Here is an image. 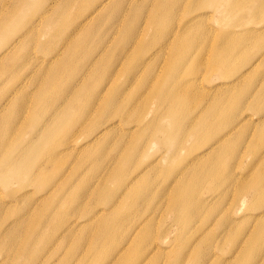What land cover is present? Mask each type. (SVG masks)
Returning <instances> with one entry per match:
<instances>
[{"label":"rangeland","instance_id":"374dc122","mask_svg":"<svg viewBox=\"0 0 264 264\" xmlns=\"http://www.w3.org/2000/svg\"><path fill=\"white\" fill-rule=\"evenodd\" d=\"M25 1L34 4V0H0V18L8 12V9L13 10V6ZM52 1L53 0H45L43 5L47 7ZM57 1L61 2L64 0ZM211 1L210 3L212 5L205 4L204 0H138L137 2L134 0L130 5H128L129 2H125L123 5L121 1H116L115 4L121 3L123 19H113L111 22L106 19L113 11V7L110 5L103 10L102 14L96 16L90 22L92 27L95 28V32H103L105 35L103 45L99 46L100 53L104 52L102 54V56H104L103 59H100L102 62L100 65L105 68L107 63H111V66L113 65L116 70L113 75H109L108 77L95 74V76L87 78L85 81V91L82 92V89L80 90L77 96L79 97L78 99H80V96L84 93L83 97L97 98L98 101L102 102L112 93L113 89L118 90L120 93L127 91L122 98H131V96H134V101L131 103H134L136 109L143 107V105L144 107L148 105L149 113L146 114V116L147 118H152L157 112L161 113L162 110H165L168 105L172 103V100H166V97L164 98V95L160 92L162 87L169 86L174 87L178 94L185 97V102L187 103L185 109H190L188 114L194 117L201 111L210 108V104L212 103L213 94L208 93L207 89L209 90L210 86L205 81V78L211 77L216 83H218L217 81H222V79H219L215 72L212 71L210 66L212 64L220 66L219 68L223 70L224 76H228L224 79L231 80V75H237L242 72V75L235 81L234 87L248 86L251 96L240 99L243 100V110L240 111V114L244 113L243 116H245L240 122V119L238 121H232L231 124L227 125L229 127H227L224 126L225 122L223 123L221 121V123L212 124L211 121L206 125V128L202 130L204 134L203 139L205 140H195L192 139L193 137L191 135H188L185 143L178 146L176 149L174 148L175 145L172 143L167 144L162 140L168 139V136H172L169 134L168 130L177 131L178 124H170L169 121L164 122L165 124L162 128L166 129L167 132L152 124L138 128V133L135 134L133 138L139 139V143L142 144V149H139V152L132 160L129 171L135 169V174L139 168L145 166L147 171L142 173L138 178L137 183L133 187L134 189H137L142 184H148L150 187V182H154L156 187L159 186L160 183L163 182L162 171L167 162L171 160L172 156L175 155L173 164H178L183 160H181V157L184 156L186 151L194 149L198 145H201L199 148L202 147L203 149V144L211 142L213 137H215V133L223 126L222 132L230 127H234L232 130L233 133H231V131L224 136L221 145L219 142L217 143L218 149L198 159L196 164L202 166L212 159H220L222 153L221 148H228L231 149V151H227V157L222 155L221 166H219L217 170L221 175H224L232 171L233 168V171H239L240 174L234 175L233 172H231L233 177L230 175L228 184L216 185L214 180L213 182L206 181L202 186L198 185L196 187V199L198 198V193L200 194V199H202L201 202H197L195 205V216L198 218L193 226V229H196V232L194 231L195 236L200 237L194 246L196 251L200 249L201 252L199 256H197L196 253H190L193 245L191 246L188 241L189 238L187 234H189V229L178 224L177 220L173 218V213L170 212L174 210L170 205L166 206V197L173 195L172 186L168 188L166 184L161 186L163 196L158 200V209L148 217L150 221L143 227V233L147 232L150 237L152 236L150 242L144 247L143 259L135 262L133 261L135 255L128 252L124 255L125 264H197V261L202 257L208 259L205 264H263L264 262V234L261 236L260 246H256V242L252 238L257 232V226L264 224V216L258 221L255 219L256 214L252 210L254 208H259L257 207L258 202L261 200V195L264 194V185L257 188L258 185L255 184L257 178L254 173L256 171L260 172V174L262 172L264 173V155L261 153L259 156V153L262 151V142H264V137H261L262 135L264 136V109L260 108V103H257L256 106L253 104L256 103V101H264V93L260 92V84L264 79V54L262 53L260 58L256 59V56L260 54L256 53L259 46H262V48L264 47V0H261L262 7L253 11L251 7H254V2L256 0H238L241 8L234 12L228 11L226 0ZM138 2L139 4H144L146 9L152 8L156 2H161L166 8L172 10L174 12L173 19H166L164 22L167 26H175L183 23L187 20V17H193L196 10L199 12H207H205L206 16L194 18V23L188 24L180 30L181 34L179 38H188L190 44L188 49L184 50L180 46L178 47L179 38L176 42L173 40L164 42L166 40V35L172 28L160 36L158 43L150 45L158 47L156 49H159V57L152 60L156 61V63L151 62L148 71L143 73L146 83L143 82L142 76H140L142 74L141 72H139L141 73L140 75L137 74L134 78H128L129 75H125L126 70L131 69L129 63L125 64V55L127 57L132 50H134V53L137 50L140 52L143 51L146 47L142 46L144 39L138 40L136 37H133L128 43L120 41V38H122L124 34L122 26L126 22V17H128L131 9L129 7ZM81 4L82 2L80 0L72 1L70 8L74 11L82 7ZM66 7L65 5L64 9H66ZM58 8L59 6L56 4L55 7L47 10L46 15L64 24L61 25L60 28L69 27L72 29L75 23H72L70 26H65L71 17L69 8L62 13L58 12ZM89 8L90 4L88 3L80 13L87 12ZM17 11L18 9L13 10L14 13ZM37 13L38 11L33 13L27 11L24 13L18 12L10 17L2 19L0 21L2 25L0 28V40L1 35L5 34V36H9L13 32L23 31V29L17 30L15 28L17 18L23 20L31 15L36 16ZM230 13L234 14L235 17L232 14L228 15ZM115 24L120 26L121 29L119 30L117 26H112ZM109 26L112 27L108 28ZM228 26L230 30H239L237 33L238 35L248 38V45L240 47L237 53L239 58L244 55L252 56L249 62L247 61L249 64L253 61L252 68H240L241 63H245L239 61L240 59L229 62V65L212 60L214 55L220 51L218 48L219 44H223V42L217 41V38ZM89 27H91V25H89ZM156 27V25L150 24V26L145 29V31L147 30L146 37L149 40L154 36H158ZM244 29H247V31ZM141 35L143 36V34H139V36ZM83 37H85V31L73 34L69 40V47L71 50L69 51L62 43L55 42L49 44V36L46 37L43 35L39 32V28L36 27L28 32L25 37L26 42H23L22 46L23 49H29V59L20 61L18 65L17 62L10 64L9 62H12L13 57L16 56L15 50H12L8 58L0 60V97L4 98L9 92L13 93L10 94L9 97L15 104L21 107L19 111L20 118L34 108L30 96L31 93L40 91L39 88L36 89V86L40 82L46 81V78L54 80V83H52L53 85L44 90V94L47 98L55 96L67 86V79L63 76L64 72L60 71L56 75L52 72L49 73L48 60L55 66L61 63L62 58L66 54L70 57L72 51H76V49L79 56L85 58L90 50H87L89 45L83 47L81 42H78L82 40ZM53 40H58L57 36H55ZM115 45L122 46L120 54L122 55L123 61L120 63L117 62V54L115 55ZM4 47L5 45L0 43V51ZM144 52H148L147 47ZM173 52L180 57L184 63L181 70L183 78H186V80L191 77L194 78L195 73H197L200 80H196V82L192 83L190 86L177 87L175 85L176 79L174 77L169 78L166 71L168 58ZM40 59H47V61L44 60L41 65H37ZM132 63L137 64L138 58H134ZM84 69V67L80 70L75 67L73 68L71 73H76L77 83H83L80 82L78 78L82 75ZM98 70L99 67L96 66L93 73ZM191 70L195 73L190 72ZM50 71H54V67H52ZM43 72H45V74H43ZM216 85L217 84H213L212 86ZM212 89L214 88L212 87ZM170 93H168L167 96ZM61 104L62 103H60V105ZM60 105H58L57 108H61L62 106ZM98 108L97 103H95L90 113H76L72 115L75 124L71 125L72 127L70 129H68L70 126L68 128L66 126L62 130L63 136L60 140H72L75 138L74 136L79 133L84 135L87 127H90V129L95 128L96 125L91 126V123L93 120L97 119V117H95L96 115H99L98 118H101V120L105 119V115L99 112ZM11 111L12 106L9 103L5 109L0 112V120L8 117ZM258 111L262 112L261 117L258 115ZM177 112L179 113L180 110L177 109ZM36 114H45L44 108L39 106L36 109ZM30 119L31 117L25 121L21 118L10 127L5 124L1 125L0 123V149L8 154L5 160H8L10 155L14 156L19 154L22 150L31 155L33 148L39 145L40 138L38 137V132L41 130L38 129V126L36 128V126L32 125ZM65 125L66 124L63 126ZM181 127L184 128L183 125ZM127 131L128 130L122 131L121 127L120 129L110 128L93 144L86 146L83 150L66 148L61 150V153L56 152L55 156L50 155L47 151L46 153L48 156L44 154L40 158V160H44L41 162L45 171L43 174L44 176L42 175L39 179L33 180V174L26 171H17L20 178L23 179L25 183L21 185L11 183L15 191L10 195L8 190L4 187L5 181L0 178V196L3 197L0 199V229H8L9 226L14 223L16 216H18L19 218H24L21 220L23 221L21 222L23 224L21 227L28 228L30 224H38L37 228L38 230L41 229L43 234L49 233L53 228L51 220L54 223L59 222L56 227V232H58L60 224L68 219L69 216L74 215V217H76L73 213L78 215L80 213L91 212L100 207V205H104L102 203L100 204V202L95 199L94 193L97 194V191H94V193L89 191L98 184V179L100 177L103 179V177L105 178L109 175L110 168L117 164L119 153H130L132 151V146L130 144L131 135L126 134ZM19 134L23 136V139L19 140ZM158 137L161 141L157 140L156 143L152 144L153 140ZM115 139L120 142L115 143ZM256 150L259 152L256 153ZM218 152L221 153L217 154ZM3 161L0 157V168L8 165ZM84 180H87L91 187L89 186V189L81 195L75 194L74 201H71L69 199L70 194L68 195L65 205L59 207L58 210V213L62 214V218L57 220V217L52 218L46 215V204L54 205L57 198H62L63 195H67L69 190L74 189L72 186L75 187L78 184L80 185ZM106 180L109 182V186L116 189L118 193L124 190V181L126 182V180L121 179L117 181L115 178L110 179V177H107ZM253 184L254 190L251 188ZM118 185H120V187H117ZM48 188H50V191H48L46 197L42 198V196H45L44 194ZM166 191H168V193ZM114 198H116L117 201L113 200ZM81 200L82 203L80 202ZM110 201L107 202L109 206L118 202V197L114 196ZM76 202L82 207H74V203ZM108 205H104L105 210L100 211L109 214V210L107 209ZM120 208H126L125 201L121 202ZM146 208V203L140 204L139 208L134 211L132 215L123 219V235L127 233L131 234L129 225L131 221H133L132 219L134 217L136 218L141 212H147ZM254 210L257 211L259 209ZM245 213L249 218L246 220H239L238 217L240 215H246ZM46 220L50 221L45 222ZM93 221L95 223L89 222L86 224V232H88V234L92 233V230L96 231L98 228L97 223L99 219L97 218V214L94 216ZM6 222H8L7 225H4ZM203 222L205 224L202 229L200 224ZM64 226L65 224H62L61 229L64 228ZM77 229L78 228H75V231H71L72 235L78 237L84 234V232H76ZM141 231L142 229L140 232ZM24 232L25 231H22L18 234H23ZM243 237L246 239V247L243 242ZM162 239L167 241V243H163ZM162 246H171V251L167 255H163ZM237 246L238 249L240 247L243 248L240 253H238V250L232 255L226 253L229 248L237 249ZM114 247L115 246H110L107 242L100 244L102 250H108L109 252L113 251ZM157 247L160 249L154 252V249ZM63 252L64 247L62 246H57L53 248V250L51 247L48 248L46 252L47 257L45 261H43V264H56L58 259L54 260V258H59ZM19 253L23 258L27 256L28 251L19 250ZM3 254L6 257L4 260L0 261V264H19L20 261L15 255L16 251H5L3 243L0 242V256ZM117 256L118 254L114 255V257ZM78 258L79 256H77L71 264H100L97 258L91 254L85 257L80 256L81 259L76 262Z\"/></svg>","mask_w":264,"mask_h":264},{"label":"bare ground","instance_id":"6f19581e","mask_svg":"<svg viewBox=\"0 0 264 264\" xmlns=\"http://www.w3.org/2000/svg\"><path fill=\"white\" fill-rule=\"evenodd\" d=\"M72 1L77 0H64L61 2L53 0L47 7L43 5L45 3V0H34V4H30L27 1L17 4L13 6V10L18 9V11L15 13H24L25 11L32 13L38 11V13L36 16L31 15L30 17L28 16L29 18L27 17L23 20L17 18V21L15 22V28L17 30L23 29V31L13 32L9 36H5V34L1 35L0 43L2 45H5V47L0 51V60L8 58L9 53L12 50H15L16 52V56L13 57L12 62H9L10 64L17 62L18 65L20 61L29 59V49H23L22 46L23 42H26L25 37L27 36L28 32L36 27L39 28V32H41L43 35H45L46 37L49 36V44L55 42L62 43L64 46H66V48L69 49V51H71L69 47V40L71 36L80 31H85V37H83L82 40H79L78 42H81V45L83 47L89 45V47L86 48L90 51L85 58H81L76 49V51H72V55L70 57H68V55L66 54L62 58L61 63L55 66H53L51 64V61L48 60L49 73L52 72L56 75L60 71L64 72L63 76L66 77L68 84L65 88L62 89L60 93H57L51 98H47L45 96L44 90L47 87L52 86L54 80H49L50 78H46V81L40 82L36 86V89L39 88L40 91H37V93H31L30 96V99L34 104V108L32 110H29L25 115H22L21 118L27 121L28 118L31 117L30 122L32 123V125L36 126V128L38 126V129L41 130L40 132H38L40 143L33 148L31 155L22 150L17 155H10L8 160H5V158L8 157V154L0 149V157L2 158V161L4 160L3 162L8 164L7 166L0 168V178L5 181L4 187L8 190L10 195L15 191V188L13 185H11V183H15L17 185L25 183V181L20 178V175L17 171H26L30 174H33V180H36L37 178L39 179V177L45 173L41 164V162L44 160H40V158L44 154L48 156L46 153L47 151L50 153V155L55 156L56 152L61 153V150H64L66 148L83 150L86 146H90L91 144H93L108 129H120L121 127L122 131L128 130L126 134L131 135L130 144L132 146V151L130 153H119L117 157V164L114 167L110 168L109 175L107 177H110V179L115 178V180L117 181L121 179L126 180V182L124 181V190L121 193H118L116 189H113L112 186H109L110 184L106 180L107 177H103V179L100 177L98 179V184L90 189L89 192L94 193V191H97L98 195L94 193V197L97 201L100 202V204L102 203L104 205H108L107 202L110 201V199L114 196L118 197V202H115L110 206L108 205L107 207L110 215L102 213L100 211L105 210L104 205H100L101 208L98 207L91 212L89 211L87 213H80L78 215L76 213H73L76 215V217H74V215L69 216L68 219L62 222V224H65L64 228L61 229L62 224H60L58 232H56V227L59 222L54 223L51 220L53 228L47 234H43L41 229L38 230V224H30L28 228L21 227L23 225L21 223L23 221L21 220H23L24 218H19L18 216H16L14 223L10 225L8 229H0V242L3 243V248L5 251H16L15 255L20 261L19 264H43V261H45L47 257V249L51 247L53 250V248L57 246L64 247V252L59 258H54V260L58 259L57 263L55 262L56 264H71L76 259V257L79 256V258L76 260V262H78L81 259L80 256L85 257L88 254L95 256L100 264H125L124 255H126L128 252L135 255L133 261H141L143 259L144 247L150 242L152 238V236L150 237L147 232L143 233V227L150 221L148 217L151 214L155 213V210L158 209V200L163 196L161 186L167 184L168 188L172 186L173 195L166 197V206L170 205L172 207L174 211L170 212L173 213V218L177 220L178 224H181L183 227L189 229V234H187L189 238L188 241L191 246L193 245L190 253H196L197 256H199L201 251L200 249L196 251L194 246L198 242L200 237L195 236L196 229L194 230L193 226L198 218L195 216V205L197 202H201L202 199H200L199 193L198 198L196 199V187L198 185L202 186L206 181L213 182L214 180L216 185L228 184L230 175H232L231 172H233L234 175H239L240 172L236 170L233 171V168L232 171H229L224 175H221L218 172L217 168L221 166L222 155L227 157V151H231V149L228 148H221L222 153H217H221L220 159H212L210 162L202 166L197 165L196 163L198 159L217 150V143L219 142L221 145L224 140L223 137L229 134L234 129V127H230L226 131L222 132L224 126L231 124L232 121L235 120L238 121L240 119V122L243 118H245V116H243L244 113L240 114V111L243 110V100L240 99L251 97L249 88L248 86H239L238 88L234 87V84L236 83L235 81L239 78L240 75H242V72L237 75H231V80L224 79L228 76H224L223 70L219 68L220 66H216L213 64L210 65L212 71L215 72L217 77L219 79H222V81H217L218 83H216L211 77L205 78V81L210 86L209 90L207 89V91L209 94H213L211 100L212 103L210 104V108L201 111L194 117L188 114L190 109H185V107H187L185 97L178 94L177 91H175L174 87L169 86L162 87L160 92L164 95V98L166 97V100H172V103L169 104L165 109L166 112L165 110H162L161 113L157 112V114L152 118H147L146 116V114L149 113L148 105L145 107L143 105V107L136 109L134 107V103H131L132 101H134V96H131V98H122V96L127 91H123V93H120L118 90L113 89L112 93L102 102L98 101L97 98H85L83 97L84 93L80 96V99H78L79 97L77 96L80 93V90L82 89V92L85 91V81L87 78H91L95 76V74H99L100 76L105 75L106 77H108L109 75H113L114 71L116 70L113 65L111 66V63H107L105 68L100 65L102 64L100 59H103L104 56H102V54L104 52L100 53L99 46L103 45L105 35L103 32H95V28L92 27V24L90 22L96 16L102 14L103 10L110 5H112L113 11L106 17V19H108L109 22H111L113 19H123L121 3L115 4V2L121 1L123 5L125 4V2H129L128 5H130V3H132L134 0H80L82 2V7H79L74 11H72L70 8V4ZM137 1L138 0H136V2ZM210 2L212 1L204 0L205 4H211ZM88 3L90 4V8L87 10V12L80 13V11ZM56 4L59 6V13L67 11L69 8L71 17L69 18L65 26H70L72 23H75V26H73L72 29H70L69 27L60 28V26L64 24L59 23L54 18L48 17L46 15L47 10L55 7ZM65 5L67 6L66 9H64ZM226 7L230 12L237 11L241 8L238 0H226ZM261 7V0H256L254 2V7H251V9L253 11L260 9ZM129 8L131 9L129 11L128 17H126V22L122 26L124 34L122 38H120V41L128 43L133 37H136L138 40L144 39L142 46H146L148 52H144L146 48L145 47L141 52L137 50L134 53V50H132L127 55V57L125 55V64L129 63V66L131 67V69L126 70L125 75H129L128 78H134V76H136L137 74L140 75L142 73L140 76H142L144 83H146V79L143 73L148 71L151 62L156 63V61L152 60H155L159 57V49H156L158 47L150 45L158 43L160 36L168 32L171 28L172 29L166 35V40L164 42L169 40H173L174 42H176L181 34L180 30L182 28H184L188 24L194 23V18L206 16V11L199 12L196 10L193 17H187V20L183 23L177 24L175 26H167L164 24V22L166 21V19L172 20L174 12L166 8L165 5H163L161 2H156L155 5L149 9H146L145 5L139 4V2L131 5ZM13 10L8 9V12H6L0 18V21L15 14ZM231 14L232 13L228 15ZM232 15L234 16V14ZM150 24L157 26L156 30L158 35L157 37L154 36L151 40L146 37L147 30L145 31V29L150 26ZM89 25H91V27H89ZM112 26H117L119 30L121 29V27L117 24ZM112 26H109L108 28ZM1 27L2 25L0 24V28ZM245 31H247V29ZM238 32L239 30H230V27L228 26V28L218 36L217 41L223 42V44H219L218 48L220 51L214 55L212 60L229 65V62L240 59L239 61L246 63H241L240 68H252L253 61L250 64L248 63L249 59L252 56L244 55L241 58L238 57L237 52L239 48L248 45V38L238 35ZM139 34H143V36H139ZM55 36H57L58 40H53ZM179 46L184 50L188 49L190 46L188 38L180 37L178 39V47ZM121 48V45H115L114 47V50L116 51L115 55L117 54L116 57L118 58L117 62L119 63L123 61L122 55L120 54ZM174 52L168 58L166 71L169 78L174 77L176 79L175 85L177 87L190 86L192 83H195L196 80H200L197 73L192 72V70L190 72L195 73L194 78L191 77L192 79L189 78L187 80L186 78H183L181 70L184 66V63L182 59L178 57ZM256 53H260L258 56H256V59H259L262 53L264 54V47L262 48V46H259ZM111 56L114 57L113 55ZM134 58H138L137 64L132 63V60ZM44 60L45 59H40L37 62V65H41ZM45 61H47V59ZM96 66L99 67V70L93 73V70L96 68ZM52 67H54V71H50ZM74 67L78 68L79 70L83 67L85 68L82 72V75L78 78L79 81L83 83L76 82V73H71ZM43 74H45V72H43ZM213 84L217 85L212 86ZM212 87L214 89H212ZM260 92L264 93V79L260 84ZM168 93L170 94L167 96ZM10 94L13 93L9 92L4 98L0 97V112H2L9 103L12 106L10 115H8V117L6 118H3V120H0L1 125L5 124L8 127L12 126L21 119L19 114L21 107L13 102V100L9 97ZM60 103L62 104L60 105ZM95 103H97V106L99 107V112L105 115V119L101 120V118H98L99 115H96L95 117H97V119L93 120L91 123V126L96 125L95 128L90 129V127H87L84 135L82 133H79L78 135H75V138H73L72 140H60L63 136L62 130L66 126L67 128L70 126L68 128L70 129L72 127L71 125L75 124L72 115L76 113H90V110ZM257 103H260V108L264 109V101H256V103L253 104L256 106ZM58 105L62 107L57 108ZM39 106L41 108H44L45 114H36V109ZM177 109L180 110L179 113L177 112ZM257 113L260 117L262 116L261 111H258ZM167 121H169L170 124H178V127L177 131L169 129L168 132L172 136H168V139L166 138L162 141L167 144L172 143L173 145H175V149L185 143L188 135H191L193 137L192 139L195 140H205L203 139L204 134L202 133V130L203 128H206V125L209 122L212 121V124H214L221 123L222 121L223 123L225 122V124L220 130L215 133V137H213L211 142L203 144V149L202 147L199 148L201 145H198L194 149L186 151L184 156L181 157V160H183L175 165L173 164L175 155L172 156L171 160L167 162L162 171L163 182H161L159 186L156 187L154 182H148L150 184V187L148 184H142L137 189H134L133 187L137 183L138 178L142 173H145L147 169L146 166L141 167L135 174V169L129 171V166L132 160L139 152V149H142V144L139 143V139L133 138V136L138 133V128L142 126L146 127L150 124L167 132L166 129L162 128V126H164L165 124L164 122ZM64 124L66 125L63 126ZM182 125L184 126V128L181 127ZM231 133H233V131ZM261 137L264 136L262 135ZM18 138L19 140L23 139V136L19 134ZM159 139L160 138L158 137L157 139L153 140L152 144L156 143L157 140L161 141ZM114 141L115 143L120 142L117 139H115ZM262 143V151L259 153V156L261 153L264 155V142ZM255 152L258 153L259 151L256 150ZM254 173L257 178L255 184L258 185L257 188H259L261 185H264V173L262 172L260 174V172L257 171ZM78 185H76L75 187L72 186V188L74 189L69 190L67 195H63L62 198H57L54 205L46 204V215H49L52 218L57 217V220H59V218H62V214H59L58 210L59 207L65 205L68 199V195L70 194L69 199L71 201H74L75 194L81 195L85 193L90 186L87 180L82 181L79 187ZM117 187H120V185H118ZM251 188L254 190V184L251 186ZM49 189L50 188L46 190L44 194L45 196H42V198L46 197L48 191H50ZM166 192L168 193V191ZM2 198L3 197L0 196V199ZM113 200L117 201L116 198H114ZM123 201H125V209L120 208V204ZM80 202L82 203V200ZM143 203L147 204V212H141L139 215H137L136 218L134 217L132 219L133 221H131L129 225L131 234L127 233L126 235H123V219H125L129 215H132L133 212L139 208L140 204ZM74 207L80 208L82 206H79V203L76 202L74 203ZM257 207L259 208L254 209L259 210H252L256 214L255 219L259 221L260 218H263L264 216V194L261 195V200L258 202ZM96 214L97 218L99 219V224L97 223L98 228L96 231L92 230V233L88 234V232H86V224L89 222H94L93 219ZM238 218L239 220H246L249 218V216H247V214L240 215ZM48 221L50 220H46L45 222ZM7 223L8 222H6L4 225H7ZM204 224V222L200 224L202 229L204 228ZM257 227V232L254 236H252V238L255 240L256 246H260L261 236L264 234V224ZM75 228H78L76 232H84V234L78 237H76V235H72L71 231H75ZM141 229L142 231L140 232ZM22 231L25 232L23 234H18ZM106 242L110 246H115L113 251L109 252L108 250H102L100 248V244ZM162 242L167 243V241H165L164 239H162ZM243 242L246 247L247 243L244 237ZM171 248V246H162V254L167 255L171 251ZM158 249L160 248H155L154 252ZM242 249L243 248L241 247L238 249L237 246V249L229 248L226 253L232 255L237 250L238 253H240ZM19 250L28 251L27 256L22 258ZM116 254H118V256L114 257V255ZM5 257L6 256L4 254L1 255L0 261L4 260ZM200 259L197 261V264H205L208 261L206 257H202Z\"/></svg>","mask_w":264,"mask_h":264}]
</instances>
